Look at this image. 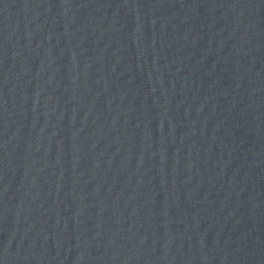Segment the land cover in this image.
I'll return each instance as SVG.
<instances>
[{
    "label": "water",
    "instance_id": "95a60500",
    "mask_svg": "<svg viewBox=\"0 0 264 264\" xmlns=\"http://www.w3.org/2000/svg\"><path fill=\"white\" fill-rule=\"evenodd\" d=\"M0 264H264V0H0Z\"/></svg>",
    "mask_w": 264,
    "mask_h": 264
}]
</instances>
